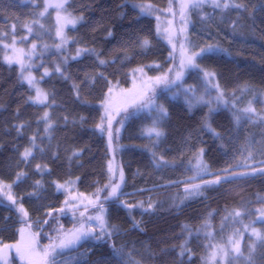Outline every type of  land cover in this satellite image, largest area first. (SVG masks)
<instances>
[{
  "label": "trees",
  "instance_id": "1",
  "mask_svg": "<svg viewBox=\"0 0 264 264\" xmlns=\"http://www.w3.org/2000/svg\"><path fill=\"white\" fill-rule=\"evenodd\" d=\"M243 2L247 10L222 11L205 4L189 13L190 40L194 48L216 44L227 50L222 55L197 59L200 68L217 73L216 79L229 101V105L220 106L211 119V127L222 139L203 127L209 105L197 99L203 97V101H213L217 93L195 68L185 74L181 85L170 91L160 90L154 96L155 102L168 112L158 125L164 133L159 140L155 134L148 133L155 115L149 109H130L118 116L113 139L118 162L125 174L124 186L120 189L123 195L119 199L131 205L143 204V208L128 210L113 200L104 199L110 190L105 187L110 179L107 168L110 154L107 139L96 125L103 115L101 103L108 87H129L136 69L168 63L170 44L157 34L155 19L143 16L135 5L150 3L162 16L167 15L169 0H69L68 12L83 19L67 30L70 41L64 49L56 47L58 37L53 28L52 33L48 29L47 20H51L46 14L49 13H45L43 20L38 16L44 10L43 0L23 3L0 0V181L11 185L10 194L28 212L27 218H23L17 206L0 193V245L17 242L23 224L31 225L44 246L62 231H71L79 224L74 214L59 211L65 206L66 195L56 190L53 181L77 182L80 193L94 197L97 189H102L98 195L107 209V221L120 229L119 234L110 238L91 240L58 256L57 264H66L75 257L78 261L74 264H99L111 256L113 244L136 249L143 254V264H172L173 261L210 264L212 251L224 245L226 237L234 233L246 232L243 243L246 248L250 230L245 231V225L264 232L260 217V211H264V176L236 177L231 182L208 187L202 196L185 198L184 192L186 184L211 180L220 169L249 170L230 167L247 158L246 148L253 152L248 165L264 166L261 164L264 161V127L243 120L236 125L233 115L246 107L253 95L264 99L261 95L264 94V12L259 10L264 0ZM172 7L179 11L175 0H172ZM37 20L38 23H34ZM28 27L32 28L31 32ZM143 37L151 41L146 51L138 46ZM13 38L15 45L24 50L33 43L48 47L43 57L30 59L29 68L23 74L30 70L40 81L42 89L49 93L50 107L28 100L34 92L21 80V67L5 60L10 47L4 45H11ZM79 48L95 49L108 63L99 65L96 55L91 53L72 59ZM57 65L66 69L71 78L65 79L57 73ZM101 72L106 80L97 75ZM85 74L96 76L97 82L86 86ZM74 83L80 86V99L74 94ZM244 85L254 92L242 93L240 89ZM189 89L193 91L187 92ZM53 96L55 102L51 103ZM254 106L264 112V104L255 103ZM212 107H216L215 102ZM44 111H48L53 120L50 135L45 133V122L40 119ZM21 123L25 127L18 133L16 128ZM33 136L37 145L33 149L35 159L30 158L25 163L20 154L30 147ZM201 148L204 149L203 161L211 174L197 173L196 157ZM73 152L79 153V159ZM153 152L157 159L162 156L167 163L161 162L157 167ZM37 164L42 168L47 166L48 170L38 171ZM21 171L26 176L16 181ZM191 177L195 179L190 180ZM37 180L44 184L39 199L28 195L34 191ZM112 182L116 183L114 177ZM149 203L155 207L145 211ZM234 209L240 210L242 216L228 217ZM249 212L254 214L248 215ZM134 223L139 227H133ZM185 242L190 252L179 257V246ZM88 249V254H82ZM164 249L167 254L161 251ZM146 250L155 255L148 259ZM136 258L141 259V256Z\"/></svg>",
  "mask_w": 264,
  "mask_h": 264
},
{
  "label": "snow or ice",
  "instance_id": "2",
  "mask_svg": "<svg viewBox=\"0 0 264 264\" xmlns=\"http://www.w3.org/2000/svg\"><path fill=\"white\" fill-rule=\"evenodd\" d=\"M20 2H28V0H20ZM206 3H210L211 6L215 9H221L222 11L229 10V9H245L246 4L241 0L240 3H237L236 0H179V16L181 20V28L180 32L183 35L184 42L180 45L181 50V60H180V70L175 72V78L174 80H169L168 76H160L156 77L152 83L159 84V83H175L176 81H180L183 77V69L184 68H195L199 69L201 73L203 74L204 81L207 84H210L215 90H216V96L214 97L213 101H203V97H200L197 99V102H204L209 105L208 107V113L204 117V124L203 127L207 130L212 132L213 136L217 139H222L220 133L216 132L211 127V119L213 114L219 109L220 106H228L229 101L225 98V94L223 89H221L220 84L218 80L216 79L217 73L215 71H210L206 69L200 68V65L197 63V58H204V57H213L217 55H222L227 52L226 49L221 48L219 45L216 44H206L204 47H200L198 51H193L191 54H188V45L191 44V41L188 39L186 35V29L188 24V15L190 11L201 9L203 5ZM69 4V0H58L57 3L52 4L50 0H43V11L38 13L39 17H43L45 13L48 11V8L54 7L58 10H63L64 12H67L66 16L61 17L60 12H57V23L59 27L56 29V35L60 37L61 44L56 45L57 48L61 47L63 43H66L67 38L63 34V27L65 24H72L75 25L78 20H82L83 17H73L70 12H68L67 5ZM140 9L142 12L145 13H151L153 10L152 5H141ZM260 11L264 12V3H261L260 5ZM167 12L171 13L173 16H175L177 13L173 11L172 7V0H169V6L167 8ZM160 17L157 16V20L159 21ZM205 19H207V15L205 14ZM34 23H38L37 21H34ZM169 27H166L163 29L164 38L168 40L169 43H172L173 40V33L171 31V21H168ZM233 27L235 29V23L233 22ZM12 30H15V25L12 26ZM28 31L31 32L32 28L28 27ZM157 34H161V29L159 24L157 25ZM109 35L111 33L109 32ZM15 45V39L13 38V43L11 45H4L5 48H12L13 55L12 56H5V60L9 63H17L21 66V80L26 81L30 87L35 89V95L28 97V100L32 101L35 104L45 105L46 107H50L49 102V93L40 89L37 87V84L35 82V78L32 76L31 71L29 70L27 75H24L25 70V63L23 60V57L25 55L24 51L22 49H16L14 47ZM138 46L143 49L147 50L151 46V41L147 37H143L138 41ZM36 49V44H32V50L27 53L29 59L31 58V55ZM173 49H175V44H173ZM84 53H91L96 55V58L98 60L99 65H105L108 63V61L101 59L99 57V54L95 52V49H88V48H79L76 52V57H72V59H76L81 54ZM172 55V53H170ZM127 57H125L126 59ZM66 62V61H65ZM55 71L57 73H61L62 77L65 79H70L66 73L67 70H62L59 65L55 67ZM137 72H142L143 69H136ZM169 72H172V69L168 70ZM47 69H45V75H48ZM100 79L106 80V77L104 74L97 73ZM43 78V77H41ZM97 82L96 76H91L89 74H85V81L84 83L86 86H90L92 84H95ZM110 83V82H109ZM73 90L74 94L78 99L81 98V90L79 84L74 83L73 84ZM193 91L192 89L187 90V92ZM240 91L242 93H251L254 92V89H252L248 85H244L241 87ZM113 88L108 87L107 93L105 94L103 105H104V115L100 117V122L96 125V128L99 129L101 133H107L108 137V145L111 149L112 147V140H113V133H112V108H113V97H112ZM151 93V94H150ZM187 94V93H186ZM235 96V93H233ZM264 96V94H261ZM155 92L154 89H152L151 85L147 82H145L144 87L138 90H134L128 92L123 101L122 105L126 109L129 104L138 105L140 108H148L150 111L155 113L153 117V127L148 130L149 135L155 134V137L157 140H159L163 135V131L159 128V123L163 121L167 116L168 112L167 109L162 105L158 104L154 100ZM130 97V99H129ZM54 96L51 103H54ZM213 102H215L216 107H212ZM255 103H261L264 104V99H261L260 96L253 95L250 100H248L247 106L243 109H239L238 111H235L233 113L234 120L236 125H239L241 120H243L246 123H258L261 127H264V112L258 111L257 108L254 106ZM191 106V104H190ZM234 107V105H233ZM41 120L45 122V128L44 131L46 134L50 135V130L53 127V120L50 117V114L48 111H44L43 115L40 117ZM84 118L81 117V120ZM65 120H67V117H65ZM122 126V124H121ZM25 125L23 123L17 125V132L19 133ZM36 137L33 136L30 140V147L25 148L24 151L20 154L21 160L23 162H27L30 158L35 159L33 155V149L37 148V145L35 143ZM249 143H252L249 141ZM40 151H43V149H40ZM245 151L247 152V158L241 160L238 164L230 167H244L246 169H249L247 171H230L229 168L220 169L218 173L214 176L211 180H203L201 183H188L185 185L184 192H185V198L191 197V196H202L204 195V192L206 189L213 185H219L222 182H231L236 177H247V176H256L261 175L264 176V166L261 167H252L248 165V159L253 158V152L251 148H246ZM203 153L204 149H200L197 157H196V170L197 173H210L209 166L206 162L203 161ZM73 156L77 157L79 159V153L73 152ZM153 158L156 163L157 167L161 166V162L167 163L164 161V157L156 158V153L153 152ZM262 165H264V161L261 162ZM36 168L38 171H45L48 170L47 166H44L43 168L41 165L37 164ZM108 172L110 174L109 184L105 185L106 188H109V192L107 196H105V201L113 200L118 206H122L128 210H131L133 207H141L143 208V204H137V205H131L127 204L125 201L120 200L119 197L123 195L121 192V185L124 182V174L123 169H119V180L116 183L112 182V177H115L117 174V169L114 167V157L113 159H110L107 163ZM26 176V173L21 171L17 173L16 175V181H21ZM79 179V177H77ZM195 177H191L190 180H194ZM74 181H66L64 184H60L56 181H53L54 186L56 187L57 191L65 190L67 191V186L69 184H73ZM34 191L31 193H28L30 197H35L37 199L40 198V193L44 188V184L41 180L35 181L33 185ZM7 189V191H5ZM11 185H5L2 181H0V192H3L6 198L11 201L12 204L17 205V211L21 214L23 218H27L28 212L23 207L22 204H18L17 199L10 194ZM102 191V189H97V195L95 200H89V204L92 206L98 205V213L95 216H89L87 217L88 220L95 221L96 227L99 228V233L96 232L94 227H88L85 228L83 224H81L80 228L70 232V233H62L58 235L56 238H52L51 242L45 246L40 252L36 251V235L27 233L26 235V229L20 228V240L16 244H3L0 245V259L5 260V264H7V254L12 249H15V252L20 256L22 260L26 262V264H57V257L60 256L65 249L73 248L76 245L80 244L81 241H86L88 238H93L96 240H101L104 237H111L113 234H119L120 229L116 225H111L108 223V221L105 219V214L107 212V209L104 207V203L99 202V193ZM72 201L79 200L78 197H70L69 198ZM69 199H66L64 201L65 207L68 209V211H72L73 209L78 208L77 203H70ZM82 203V200L80 201ZM264 202V201H262ZM181 203H183V200H181ZM155 206L152 203L148 204V208L145 209V211H148L150 209H153ZM85 210H87L85 208ZM61 213L65 212V208H61L59 210ZM74 214V213H73ZM254 213L249 212L248 215H253ZM48 215H51V213H48ZM80 216H84V212L80 213ZM242 212L240 210L234 209L232 212L228 214V217H241ZM228 217H225L227 219ZM260 217L262 218V222H264V211H260ZM44 223H47V221H44ZM253 224L255 221L252 222ZM31 225H28V228H30ZM133 227H139L138 223H134ZM186 227V226H185ZM245 231L250 230V236H249V242L246 245V253L245 251L241 250V239L235 238L236 234L234 233L232 237H229L228 244L230 245L229 251L231 252V256L233 260H242L244 264H264V232L259 231L257 228L251 225H245L244 226ZM112 253L111 256L108 258L102 259L99 264H143L144 257L143 254L139 253L136 249L128 250L126 247H116L115 244L112 246ZM180 251L177 253L179 257H184L186 252H190V249L186 247V242L184 244H181L179 246ZM148 253L147 258L151 259L154 253L151 252V250H146ZM165 254H167V250H161ZM220 252L223 255H228L227 252L223 248H220ZM140 255L141 259H137L136 256ZM216 252L213 251L211 254V258L215 259ZM172 264H178L177 261H173ZM182 264V262H181Z\"/></svg>",
  "mask_w": 264,
  "mask_h": 264
},
{
  "label": "rangeland",
  "instance_id": "3",
  "mask_svg": "<svg viewBox=\"0 0 264 264\" xmlns=\"http://www.w3.org/2000/svg\"><path fill=\"white\" fill-rule=\"evenodd\" d=\"M175 1L177 2V5L179 7V0H175ZM50 2L52 4H55V3L58 2V0H50ZM206 4H210V3H206ZM141 5H152V4H150V3H147V4H138V5H135V7L139 10V12L143 16H148V17H151V18H154L155 19L156 26L158 24L160 26V29H161L160 36L161 37L164 38V35L165 34L163 33V29L166 28V27H169L168 21H171V31L173 33V40H172V43H169V42L168 43L170 44L172 55H170V58H169V61H168L167 64H151V65H148L146 67L139 68V69H143L142 72L134 71V73L131 75V84H130L129 87H120V88L112 87L113 88V92L111 94L112 97H113L112 133H114V130H116L114 128V125H115L116 120H117V118H118V116L120 114H122V113H124V112H126V111H128L130 109L140 108V107H138V105L129 104L127 106V108L125 109L123 107V105H122V101H123L125 95L128 92L134 90V85H135V90H138V89L143 88L145 82H147V83H149L151 85L152 89H154V92H155V95H156L160 90L170 91V90L174 89L175 87H177L178 85H181L183 83L185 74L189 70L194 69V68H187V67L184 68L183 69V77H182V79L180 81H176L175 83H167V84H164V83H159V84L152 83V81H154L156 77L165 76V75L168 76V78H169L170 81L171 80H174V78H175V72L178 71V70H180V60H181L180 45H181V43L184 42V40H183V35L184 34H182L180 32V28H181L182 25H181L180 16L178 14L179 11H176V10L173 9V11L177 13L175 16H173L169 12H167V15H162L161 16V15H159L156 12V9H155V7L153 5H152L153 10H152V12L150 14L149 13L142 12L141 9H140V6ZM58 11L60 12V16L61 17L67 15V12H64L63 10H58V9H56L54 7L48 8L47 13H49V14H46V15H48V17L51 20V22H50L49 20L46 19L49 22L48 29L52 33L51 28H53V31H54L55 36H57L56 35V29L59 27V25L57 23V12ZM157 16L160 17L159 21L157 20ZM187 18H188V21L189 22L187 24L186 35H187L188 39L190 40V26H191V21H190L189 15H188ZM43 19H44V16L40 18V20H43ZM77 24H78V21H77V23L75 25L65 24L64 27H63V34L67 38L68 43H69L70 40L67 37V30L69 28H74ZM58 40H59V44H61L60 37H58ZM26 43H27V41L26 42L24 41V44H26ZM173 44H175V49H173ZM65 46H66V43H63L61 45V49H64ZM14 47L16 49H22V48H19L17 45H14ZM187 47H188V54H191V52H193V51H198L199 50V49L194 48L193 45H192V43L190 45H188ZM9 50H10V53H7V55H5V56H12L13 55V52H12V48L11 47L9 48ZM22 50L25 53V55L23 57L24 63L26 65L25 71L29 68V64L28 63L30 62V59L31 60H33L34 58H36V59L39 58L40 59L46 53H48V47L45 44L36 45V49L33 52V54L31 55V58L30 59H29L27 53H29L32 50V45L31 46H27V48L25 50L24 49H22ZM73 57H76V55L73 56ZM79 57H77L76 59H78ZM15 65L20 66L17 63H15ZM169 69H172V72H169L168 71ZM25 75H27V74H25ZM32 76L35 78V82L37 84V87H39L40 89H42V87L40 85V81L34 75H32ZM25 83L29 86V84L26 81H25ZM32 89H33L34 95H35V89L34 88H32ZM171 96H173V95L171 94ZM129 99H130V97H129ZM37 105H40V104H37ZM40 106H44V105H40ZM145 109H148V108H145ZM101 111H102V114L104 115V105H103V103H101ZM98 131H99V129H98ZM104 135H105V137L107 139V144H108L107 133L105 132ZM108 148H109V145H108ZM109 154H110V159H113V157H114V167L117 169V174L114 177V180H116V182H118V180H119V169L122 168V167L120 166V164L118 162L117 153H116V146H115V143H114V139L112 140V147H111V149L109 148ZM123 174H124V171H123ZM124 181H125V174H124ZM61 184H64V183H61ZM123 186H124V182L121 185V188ZM67 188H68L67 191H65L63 189L60 190L61 192H64L65 193V195H66L65 200L66 199H69L72 196L78 197L79 200L72 201V200L69 199V202L70 203H77L78 204V208L73 209L72 211H68V209L64 206V208L66 209L65 210V213H71V214L74 213L75 217L79 221V224L73 230L68 231L66 233H70V232H72V231L80 228L81 224H83V226L85 228H88L90 226L91 227H94L95 230H96V232L99 233V229H97V227H96V222L87 219V217H89V216H95V215L99 214L98 211H97L98 205L94 207L91 204H89V200H95L96 197L91 196V195H87V194H84V193H80L78 191V189H77V182H74L73 184H69L67 186ZM5 191H7V189H5ZM81 200H82V203L80 202ZM85 208L87 210H85ZM90 210H96V212L95 213H90L89 212ZM81 212H84V216L83 217L80 216V213ZM107 218L108 217H107V212H106L105 219L107 220ZM20 228H25L26 229V235H27V233H31V234H35L36 235V245H35V247H36V251L37 252H40L45 247L44 244H42L41 241H40V235L34 233L32 231V227L28 228V224H23V225L20 226ZM62 233H65V232L62 231L58 235H60ZM245 233L240 234V235H236L235 238H240L241 235H242V239H241V250L242 251H245V253H246L245 246L243 248V245H244L243 244L244 243V235H245ZM58 235L56 237H58ZM19 240H20V233H19V239H18V241ZM91 240L92 241H95L96 239H93V238L90 237L86 241H81V243L78 244V245H76L75 247L69 248V249H65L61 255L70 253V252L78 249L81 245L90 242ZM17 242L12 243V244H16ZM220 248H223L225 250V252L228 253V255H226V256L223 255L220 252ZM229 249H230V245L228 244V241L225 242L224 245H220L217 248H215V250H213V251L216 252V257H215V259H212L210 257V264H244V262L242 260H239V259L233 260L232 259V256H231V252L229 251ZM213 251H212V253H213ZM89 252H90V250L88 249V250H85V252L82 253V254H86V253L88 254ZM82 254H80V255H82ZM76 258L77 257H75V258H73L71 260L66 261V264H74V263H76L78 261V259H76ZM13 260H16L17 262H14ZM0 264H5V260L4 259H0ZM7 264H26V262L20 258V256L15 252V249H12L7 254Z\"/></svg>",
  "mask_w": 264,
  "mask_h": 264
},
{
  "label": "bare ground",
  "instance_id": "4",
  "mask_svg": "<svg viewBox=\"0 0 264 264\" xmlns=\"http://www.w3.org/2000/svg\"><path fill=\"white\" fill-rule=\"evenodd\" d=\"M236 235H240V234H236ZM228 239H229V237H226V239H225V242H227L228 241ZM225 244V243H224Z\"/></svg>",
  "mask_w": 264,
  "mask_h": 264
}]
</instances>
